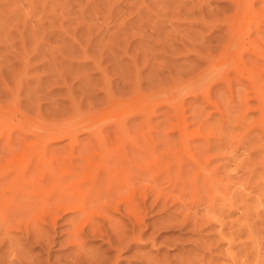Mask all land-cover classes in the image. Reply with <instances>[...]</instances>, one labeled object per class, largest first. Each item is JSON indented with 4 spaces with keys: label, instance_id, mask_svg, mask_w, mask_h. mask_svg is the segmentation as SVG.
Masks as SVG:
<instances>
[{
    "label": "rangeland",
    "instance_id": "obj_1",
    "mask_svg": "<svg viewBox=\"0 0 264 264\" xmlns=\"http://www.w3.org/2000/svg\"><path fill=\"white\" fill-rule=\"evenodd\" d=\"M256 49L264 51V0H0V130L15 142L0 157L10 178L20 159L38 161L40 141L16 131L20 121L26 130L94 124L110 133L126 121L125 142L104 151L86 133L77 139L93 142L94 161L130 154L121 193L135 213L114 196L118 208L95 217L102 236L84 232L76 249L64 241L66 215L58 244L46 249L5 228L29 219L22 210H0V264H64L70 251L81 264H264V60ZM222 67L217 83L210 76ZM66 141L52 143L46 158L79 161L82 144L72 151ZM22 187L4 190L21 208Z\"/></svg>",
    "mask_w": 264,
    "mask_h": 264
},
{
    "label": "bare ground",
    "instance_id": "obj_2",
    "mask_svg": "<svg viewBox=\"0 0 264 264\" xmlns=\"http://www.w3.org/2000/svg\"><path fill=\"white\" fill-rule=\"evenodd\" d=\"M224 50L225 51L222 52L221 57H226L224 59V61H225L229 55H228L227 50L226 49H224ZM262 52H264V51H259V49H256L254 52L256 58L259 57V59L264 60V53H262ZM253 61L256 63V60H253ZM222 71H223V67L218 69L217 71L213 72V74L210 76L212 78V80H214L216 82L217 81L220 82V80L223 79L222 77L224 75ZM110 93H109L110 96L108 95L109 98L113 95V94L111 95ZM260 97H259V99H260ZM256 98H258V97H256ZM260 100L264 101V99H260ZM260 100H259V102H260ZM126 104H125V106H126ZM262 104H264V102H262ZM262 107H264V106H262ZM136 115H137V113H136ZM125 117L128 118L127 116H125ZM125 117L123 119H122V117H120V121L123 122V120H126ZM115 120L116 119H114V121ZM17 121H19V120L17 119ZM2 122H4V121H2ZM22 122L23 121H20V122H18V124L15 123L16 126L14 128L17 129L16 131H21V133L23 132V134H25V135H30V136L32 135L31 137L35 136L36 139L38 141H40V143L38 144L39 152L37 151L36 147H35V151H34V153L38 152V153H36L38 155V157L35 155L37 157L38 161L37 162L34 161L36 163L32 164V160H31L28 163L24 164L25 162L23 160L21 161V159H20L19 160L20 161L19 167H21V165H23L22 168L21 169L17 168L20 170L18 171L17 175H15L16 171L12 167L14 169V171H12V172H14L15 176H14V178H10V175H12L11 171H10L11 169L8 170L6 167L7 165L4 166L6 164V162L3 163V165H2L3 158L0 157V210H2V212L4 214H7L8 210H10L11 208H13L12 210L14 212H16L15 211L16 209L18 211L22 210V214H25V215H23L24 218L26 219V217H28L29 219H26V222H24L22 219L17 218L13 221L14 223H12L9 226H6L5 228L12 227V228H14V230L19 231V232H21V230H22V233L26 234L27 239L32 237L33 242H36V243L40 244L41 247H44L47 249V246L50 243H56L55 239L57 237L56 232H57L59 220L63 219L66 215L70 214L71 216H70V218H68V220L70 221L71 227H70V231H69L68 235L65 236L64 241L67 244L69 243V245H71L72 248H73V246H75L74 249H76L77 244L80 243L79 240H81V235L83 236L84 232L85 233L92 232L93 234H97V235L102 236L103 224H100L99 221L97 220V218H95V217H96V215H98V216L101 215V213H103L105 211L106 206L116 208V209L118 208L117 207L118 205H116V204H115V206H113V203H115V201H113L114 196H119L120 198H122L123 199L122 201L126 204V208H129L130 212L135 214L134 209L132 208L133 199L130 196H127V197L123 196L121 193L122 192V186L129 185V182L131 181V178H132V177H130L131 174H130L129 160H127V156L130 155L128 152L131 150L127 149L129 147L126 146V143L123 144V145H125L126 148H123L124 146L122 147L123 149L128 150L127 151L128 155L126 154V151H125V158L126 159H124L122 157L113 158L111 156L108 158V155H106L107 157H104L101 161H94L93 160L94 158L91 157L92 154H91V156L89 155V150H91L93 142H89L88 140H90L91 138L94 139V142L100 146L99 150H101L103 148L102 151H104V149L108 148L107 145L110 148L111 144L109 145L108 143L112 140H116L118 142H125L124 138L129 135V131L127 129L128 127L125 126L126 121L123 123V125H121L117 122L118 124L113 129H111L112 130L111 133L109 131H104V129L99 128L97 126H96V128H93L94 124L92 126L89 124L77 125V126H74L71 128H67V127L61 126V125L58 127H51L54 125H51V126L49 125L50 127L40 125L38 128H36L34 126L35 127V128L33 127L34 129L32 128L30 130H26V128H28L29 125L27 124L28 126H26L25 122H23V124H22ZM109 124H111V123H109ZM94 127H95V125H94ZM107 127H108V129L111 128L110 125H108ZM4 128H6V126L3 127V129ZM5 130L6 129H4V132H5ZM14 132H15V130H14ZM10 133H11V131H10ZM10 133H9V135L5 136L6 137L5 138L4 137L5 134L3 133V130H0V137H2V139L4 137V141L0 139V142H1L0 149H2V153L7 152V151L9 152L10 151V144L15 143V142L10 143L12 141L10 138V136H11ZM79 133H86L87 138H88L87 142L81 143L79 138L77 139V135L78 136L80 135ZM130 133H131V131H130ZM25 138L22 137V140L23 139L25 141L28 140ZM87 138H85V139H87ZM92 139H91V141H93ZM64 140H67L66 144L67 143L71 144V146H68V147L69 148L71 147L72 151H73V147H72L73 145L75 147L76 146L79 147V144L80 143L82 144L81 147L78 148L80 150H77L79 152V154H78L79 155V161H78V159L75 160L74 158L73 159L77 162H74V160L72 158H71L72 160H68V161L67 160L63 161L64 159L63 160H59V159L55 160L53 158L54 156L53 157L50 156V157L46 158L47 153L50 151L49 149L51 147V144L61 142ZM126 140H127V138H126ZM74 143H77V145H75ZM30 144H31L30 146L33 147L32 143H30ZM16 146H15V148H17ZM30 146L28 147L29 149H31ZM63 146H65V145H63ZM53 148H52V150H53ZM76 149H77V147H76ZM97 149H98V147H97ZM132 149H134V148L132 147ZM135 149H137V148H135ZM137 150H136V152H139V154H140V151H137ZM16 151L17 150H15V152ZM116 151H117V153L119 152L118 149H116ZM15 152H12L10 154H13ZM56 152H55V154H56ZM133 152H135V150H133ZM133 152H132V154L134 155ZM52 153L54 154V152H52ZM95 154H96V152H95ZM101 154L102 153L100 151L99 155H101ZM2 155L4 156V154H2ZM8 156H10V155H8ZM103 156H105V153H103ZM11 157H8V158L11 159ZM14 157H12V159ZM8 158H7V160H8ZM58 158H60V157H58ZM60 159H62V158H60ZM10 163H12V165H13V162H10ZM40 164H42V166H43L42 169H41L42 166ZM199 164H200V162H199ZM14 165H17V164L14 163ZM10 167H11V164H10ZM89 168H92V169H89ZM78 170H82L81 172H85L88 170L89 172H87V173L85 172L86 174L84 176L81 174L83 176L82 177V176H80V172ZM26 172H28V175L30 174V177L31 176L33 177L35 173H37L36 174L37 176L39 174V176H38L37 180H35V181L33 179H28L26 182L23 181L24 184L26 185L25 186L24 184H22L23 182L21 183V182H19V180L21 178H23V176ZM88 180L90 181V183ZM86 181H88L87 183H88V185H90L88 187H90V188L87 187V189H85L83 187L84 183ZM48 182L52 183L51 190L48 191V189H47L45 191L46 193H42L41 190L43 189L44 185L49 184ZM102 182L106 183V185H107V190L104 189L105 191L102 190V188H104L103 187L104 184H103V186L101 185ZM27 184L30 186H27ZM100 185L102 186V188ZM19 186L20 187L23 186L21 188L23 194H21V195L23 197L26 196V198H27L25 200V205H23L22 208L17 207L18 203H16V201H17L16 200V197H17L16 194L11 193V196H10L8 193H6L4 191L5 188H8V187H9V189L12 188L14 190H19L17 188ZM29 187L31 189L32 188L33 189L30 191ZM26 188H29V189H27L28 191H26ZM43 191H44V189H43ZM24 193H26V195ZM6 194L8 197H6ZM21 195L18 197H22ZM22 221L24 222L23 224H25V225H22ZM30 223L32 224L31 228H30V226L28 227V225ZM87 227L89 229H86ZM22 228H24V229H22ZM7 232L8 231L3 233L5 235L4 236L5 238H6V235H8V234H6ZM51 232H53V233H51ZM119 235L116 234V236L118 237L117 239L123 240L124 237L122 238L121 236H125V233L122 231L119 233ZM0 243L1 244L3 243L2 240H0ZM56 244H58V243H56ZM79 248L81 249L80 246H79ZM79 251H81V250H78V252ZM118 252H119V249H118ZM71 254H72V256H71ZM68 256H71V257H69L67 259L65 257L66 262H64V264H81V260H83L82 258H80V257H82L81 255L79 257L76 253H74V252L71 253V251H70V255H68ZM118 256H119V254L117 253L116 257H118ZM13 259L14 258H12V259L9 258L6 261L4 260L5 264H15L14 260H16V259H14V260ZM30 259H32V258H30ZM100 260L101 259L97 260L96 262H98V263H95V264H108V263L111 264L110 262L107 263L106 259H103L104 261H100ZM116 260H117V258H116ZM29 262H30V264H41L37 260H29ZM114 262L115 261H113L112 263L114 264ZM82 263H84V262H82Z\"/></svg>",
    "mask_w": 264,
    "mask_h": 264
}]
</instances>
